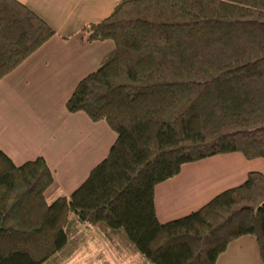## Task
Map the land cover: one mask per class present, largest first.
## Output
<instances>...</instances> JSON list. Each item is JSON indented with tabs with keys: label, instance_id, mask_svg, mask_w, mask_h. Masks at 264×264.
<instances>
[{
	"label": "trees",
	"instance_id": "16d2710c",
	"mask_svg": "<svg viewBox=\"0 0 264 264\" xmlns=\"http://www.w3.org/2000/svg\"><path fill=\"white\" fill-rule=\"evenodd\" d=\"M55 35L20 1L0 0V81ZM82 35L116 47L66 107L105 121L116 142L52 202L46 161L16 166L0 150V264H64L86 231L119 255L131 245L144 264H217L246 236L264 260V175L168 223L155 202L185 165L233 153L264 160V0H120Z\"/></svg>",
	"mask_w": 264,
	"mask_h": 264
},
{
	"label": "crops",
	"instance_id": "0c3cea01",
	"mask_svg": "<svg viewBox=\"0 0 264 264\" xmlns=\"http://www.w3.org/2000/svg\"><path fill=\"white\" fill-rule=\"evenodd\" d=\"M56 35L0 81V150L16 166L43 158L57 187L48 197H69L108 156L117 136L105 121L71 114L66 104L78 84L115 49L112 41L88 42L83 29L107 19L120 0H18ZM264 175V160L241 153L185 165L156 187L161 223L200 210L220 194L242 186L250 173ZM93 231H90L92 234ZM93 235V234H92ZM217 264H264L255 237L233 241Z\"/></svg>",
	"mask_w": 264,
	"mask_h": 264
},
{
	"label": "rangeland",
	"instance_id": "374dc122",
	"mask_svg": "<svg viewBox=\"0 0 264 264\" xmlns=\"http://www.w3.org/2000/svg\"><path fill=\"white\" fill-rule=\"evenodd\" d=\"M52 202V199L49 198ZM89 237L83 242L81 247L75 254L64 264H144L140 257L133 254L131 245H127V249L123 254L130 252L128 256L117 254L112 249L104 236L97 232L86 231ZM131 250V251H130Z\"/></svg>",
	"mask_w": 264,
	"mask_h": 264
}]
</instances>
